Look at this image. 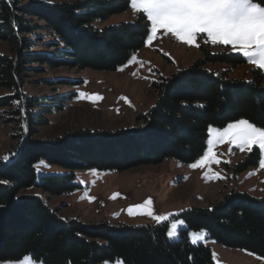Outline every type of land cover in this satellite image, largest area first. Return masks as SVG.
<instances>
[{
  "label": "trees",
  "instance_id": "trees-1",
  "mask_svg": "<svg viewBox=\"0 0 264 264\" xmlns=\"http://www.w3.org/2000/svg\"><path fill=\"white\" fill-rule=\"evenodd\" d=\"M255 2L264 5V0ZM128 8L129 0H0V40L9 47L0 51V88L8 91L0 95V110L10 114H0V119L12 122L22 139L17 150L0 160V261L29 254L42 264H103L114 259L126 264H215L208 246L189 241L188 233L200 229L223 246L264 257V195L230 189L210 206L185 208L177 215L184 227L171 240L166 221L86 224L62 218L42 195L22 193L35 187L49 196L73 193L78 184L72 170L78 168L121 171L166 158L190 163L202 155L209 126L222 127L238 118L264 126V70L255 67L248 78L213 70L207 64L235 67L245 60L238 53L210 52L201 45L200 58L151 82L156 99L132 126L79 130L56 141L34 137L47 122L43 114L62 104H44L24 92L27 72L42 70L32 65L120 69L145 46L146 18L96 23ZM38 30L53 39L44 41ZM39 42L48 50H40ZM40 159L71 171L38 176L35 163ZM255 162L253 151L235 170Z\"/></svg>",
  "mask_w": 264,
  "mask_h": 264
},
{
  "label": "rangeland",
  "instance_id": "rangeland-1",
  "mask_svg": "<svg viewBox=\"0 0 264 264\" xmlns=\"http://www.w3.org/2000/svg\"><path fill=\"white\" fill-rule=\"evenodd\" d=\"M44 1L69 2L74 0ZM261 6L264 5L261 4ZM135 17L136 15L133 14L129 6L123 12L97 21L96 25L115 24L132 20ZM38 32L43 33L44 41L53 39L45 30H38ZM205 40L206 37H202L197 43L207 47L210 52L227 51L240 54L233 51L231 46H213L210 43H205ZM38 47L40 50H48L42 42L38 43ZM0 51H9V47L2 40H0ZM202 54L201 47L188 46L177 41L171 34H164L161 30L150 44H146L145 39V46L131 56L136 57L135 63L129 64L128 61L127 64L115 71H96L89 68L79 69L64 66L52 68L47 65L33 64V67H40L42 70L27 72L23 84L24 92L30 97L40 98L44 104H62L61 109H53L43 114V119H46L47 122L38 126L34 137L46 141H56L64 134H71L79 130L93 132L130 127L135 124L136 116L147 110L156 99L151 82L158 79L160 75H167L177 69L187 67ZM240 55L242 56V54ZM243 58L245 61L235 67L220 62L209 63L207 66L216 71H226L232 77L248 78L251 70L255 67L249 64L245 57ZM59 80H65V82H58ZM7 92V89L0 88V95ZM71 93L74 95L68 98L67 95ZM81 93L99 95L102 99L90 100L87 95L81 97ZM53 97L55 99H48ZM62 97L64 100L59 101L58 99ZM121 97L128 98L129 102ZM44 98L47 99L43 100ZM1 111L0 114L3 117H9L10 114ZM240 119L244 118L230 122ZM227 124L217 128L222 129ZM258 127L264 128V126ZM17 133V128L13 126L12 122L5 123L0 119V160H6L5 157H8L9 152L18 149L22 139L16 136ZM208 139L207 130L206 147L202 155L207 150ZM214 151L219 154L217 158L221 160V163L211 165V169L213 172L220 173V179L213 178L207 168L192 169L189 167L202 156L200 155L190 163L166 158L156 164H145L121 171L95 167L78 168L72 170L74 180L78 184V188L73 193L49 196L36 187L26 189L22 193L42 195L62 218L76 219L86 224H98L103 221L110 224L126 223L131 225L156 223L151 217L141 215L139 212L132 216L127 214L129 206L141 204L150 198L153 201V211L156 215L172 214L166 221L168 229L174 220L180 219L177 218V215L183 209L191 206H210L222 199V196L230 189L244 191L255 196L264 195V169L259 166L262 154L258 147L254 146L251 152H242L234 145L229 146L225 143L217 145ZM253 151L256 162L241 171H236L235 166ZM40 161H44L48 167L39 165ZM37 167H39V171ZM35 170L38 176L46 173L62 174L71 171L63 166L48 163L44 159L35 163ZM250 173L254 174L250 175ZM206 176L207 178H205ZM114 195L115 199H113ZM182 227L184 225L178 228L174 238H169L168 235L167 237L171 240L176 239L178 231ZM201 230L203 229L190 231L188 233L189 241L191 242L190 233ZM203 231L206 234L205 238L199 242L211 249L215 264H264V257L242 248L223 246L208 237L205 230ZM25 256H30L35 264H42L29 254L17 260L0 261V264L20 261ZM118 262L126 264L121 259L105 261L103 264H118Z\"/></svg>",
  "mask_w": 264,
  "mask_h": 264
},
{
  "label": "snow or ice",
  "instance_id": "snow-or-ice-1",
  "mask_svg": "<svg viewBox=\"0 0 264 264\" xmlns=\"http://www.w3.org/2000/svg\"><path fill=\"white\" fill-rule=\"evenodd\" d=\"M129 6L134 15L146 18V27L150 24L146 44H150L161 30L188 46L200 47L197 41L206 37L205 43L213 46H231L233 51L242 54L249 64L258 70H264V6L255 0H129ZM135 62L136 57L133 56L128 63ZM80 95L81 97L87 95L90 100L102 99L99 95L85 93ZM121 99L129 102L126 97ZM208 135L207 150L189 165L190 168H207L213 178L220 179V173L213 172L211 165L221 163L217 158L219 154L214 148L226 143L229 146L234 145L242 152H251L254 146L258 147L262 154L259 166L264 169V128L240 119L228 123L222 129L209 126ZM39 165L48 167L44 161H40ZM37 170L39 171V167ZM115 198L114 195L113 199ZM137 212L151 217L157 223L167 221L172 215H156L150 198L127 209L129 216ZM184 224L183 220H174L168 229V237L174 238L178 228ZM189 235L191 242L196 244L202 241L206 234L201 230ZM7 264H35V262L30 256H25L20 261L7 262Z\"/></svg>",
  "mask_w": 264,
  "mask_h": 264
}]
</instances>
